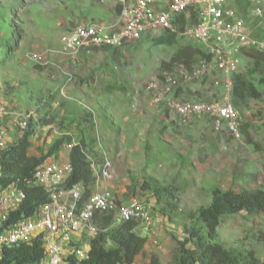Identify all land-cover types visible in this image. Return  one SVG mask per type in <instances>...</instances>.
Masks as SVG:
<instances>
[{"label":"rangeland","instance_id":"1","mask_svg":"<svg viewBox=\"0 0 264 264\" xmlns=\"http://www.w3.org/2000/svg\"><path fill=\"white\" fill-rule=\"evenodd\" d=\"M236 1L250 34L264 38V7L263 17H255L251 0ZM118 2L0 0V48L4 40L20 33L14 55L6 62L0 57V111L6 112L0 124L7 127L9 146L25 132L14 119L30 113L28 128L34 131L30 154L43 156L56 140L68 135L73 146L84 139L95 157V113L101 146L112 162L111 185L119 202L137 197L156 213L161 207L151 191L142 190L144 180L149 177L178 187L176 216L171 220L162 215L147 240L146 252L133 263L150 264L156 255L159 264H174L179 242L188 236L186 228L196 224L191 214L210 204L213 189H264V65L253 69V59L245 51L240 71L262 94L236 103L242 126L250 124V140L244 131L236 140L216 130L205 116L181 124L170 105L174 98L214 101L225 91L217 73L172 88L163 100L146 91L148 82L171 69L164 64L179 46L197 47L187 36L176 37V43L169 45L164 41L167 33H157L121 49L83 51L76 60L60 52V37L70 27L115 24ZM73 146L63 144L58 158L66 160ZM215 242L237 252L254 250L264 262V212L222 216Z\"/></svg>","mask_w":264,"mask_h":264},{"label":"built area","instance_id":"2","mask_svg":"<svg viewBox=\"0 0 264 264\" xmlns=\"http://www.w3.org/2000/svg\"><path fill=\"white\" fill-rule=\"evenodd\" d=\"M251 2L253 15L263 17L264 0ZM118 3L120 11L115 24L104 26L91 22L70 27L60 37V52L76 60L83 51L121 49L137 38L157 33L187 36L203 54L199 56V64L192 69L172 66L160 78L148 82L146 91L154 92L157 100H163L172 88L217 73L225 85L219 100H189L180 96L170 105L181 124L205 116L211 119L216 130L225 131L236 140L241 139L243 124L239 110L232 102V78L243 66L245 51L254 49L264 53V38L250 34L237 1L119 0ZM219 82L217 80L216 84ZM5 113V109H1L0 116ZM261 117L264 119V108ZM30 118V113L20 114L14 122L26 130ZM7 139V127L5 123L0 124V149L7 147ZM97 140L102 151L100 160L88 154L87 149L78 143L95 173L93 187L80 183L68 185L73 170L70 161H45L36 167L33 181L46 191L48 202L35 214L7 225L10 213L22 204L26 194L14 184L0 188V260L4 248L36 238L42 240L46 250L41 264H67L70 256L86 258L90 246L83 241L99 233L96 215L101 212H114L118 223L135 221L139 232L147 236L154 234L155 225L162 216L137 197L127 203H118L111 185L112 162L101 147L99 134ZM73 143L68 144V148Z\"/></svg>","mask_w":264,"mask_h":264},{"label":"trees","instance_id":"3","mask_svg":"<svg viewBox=\"0 0 264 264\" xmlns=\"http://www.w3.org/2000/svg\"><path fill=\"white\" fill-rule=\"evenodd\" d=\"M119 11L120 8L117 6V12ZM176 37L175 34L167 33L164 41L174 45L177 41ZM4 41L5 46L0 48L2 62H6L18 50L20 33L17 32V37L11 36ZM246 54L253 59V69L264 65L263 52L251 49L247 50ZM200 55L203 54L199 48L181 45L164 66L170 69L172 66L182 65L186 69H192L196 57ZM232 80L231 97L236 107V103L246 101L251 96L256 98L262 96L245 73L241 71L236 73ZM51 121L48 120L46 123ZM249 127L250 124L246 123L242 126V131L250 140ZM33 135L34 131L28 128L17 141L0 149V188L14 184L26 194L22 204L10 213L6 225L35 214L48 202L46 191L34 184L35 169L52 156L58 158L63 144L72 142V137L66 135L56 140L45 155L34 156L30 154ZM82 143L88 146L84 139ZM96 156L99 157V155ZM68 159L73 168L68 185L81 183L86 187L92 186L95 175L86 154L82 152L79 145L73 146ZM141 188L153 193L161 207L159 212L171 220L174 219L179 209L176 197L178 187L172 184L162 185L157 180L147 177ZM89 192L90 190L87 191V195ZM241 211L251 215L264 212V189L239 191L213 189L210 204L200 207L196 213L191 214L196 224L186 228L188 236L184 241L179 242L173 259L174 264H264L254 250L237 252L215 242L222 216ZM96 222L100 231L96 237L90 239L89 255L82 259L70 256L67 264H133L139 255L146 252L148 238L135 231L137 227L135 221H125L115 225L113 213H103L97 215ZM109 242L114 245L108 247ZM45 253L42 240L36 238L30 242L4 248L0 264H41ZM150 264H159L156 255L151 257Z\"/></svg>","mask_w":264,"mask_h":264},{"label":"clouds","instance_id":"4","mask_svg":"<svg viewBox=\"0 0 264 264\" xmlns=\"http://www.w3.org/2000/svg\"><path fill=\"white\" fill-rule=\"evenodd\" d=\"M93 121H94V123H95V141H96V146H95V148H94V153L96 154V155H99V157H97V156H95V155H93V156H95L98 160H100L101 159V154H102V151H101V149L99 148V145H98V140H97V135L99 134L100 135V139H101V134H100V132H99V124H98V121H97V116H96V114L94 113L93 114ZM97 125H98V128H97ZM28 129V128H27ZM26 129V130H27ZM25 130V131H26ZM74 140L72 139V142H73ZM71 142V143H72ZM80 144H82L83 145V143H82V141L80 142ZM86 149H87V153L89 154V151H88V147H87V145H83ZM102 147V146H101ZM103 149V148H102ZM103 151H104V149H103ZM70 152V151H69ZM84 153V152H83ZM104 153L106 154V152L104 151ZM107 155V154H106ZM87 156V155H86ZM87 160H88V157H87ZM47 161H50V160H48L47 159ZM53 161H60L59 160V158H57L56 160H53ZM69 161V160H68ZM89 162V161H88ZM90 168H91V166H90ZM92 169V168H91ZM93 171V170H92ZM94 172V171H93ZM72 174V173H71ZM94 175H95V173H94ZM95 181H96V176H95ZM95 183V182H94ZM81 184V183H80ZM75 185V184H74ZM83 185V184H82ZM94 185V184H93ZM93 185L92 186H89V187H93ZM114 195H115V192H114ZM115 198H116V196H115ZM140 199V198H139ZM144 202H145V200H144ZM118 203H122V202H119V200H118ZM153 209V208H152ZM153 211H154V209H153ZM155 212V211H154ZM103 213H113V215L115 216V214H114V212H103ZM102 212L101 213H98L97 215H99V214H103ZM161 214V216L163 215L161 212H158V211H156V214ZM97 215H96V218H97ZM164 216V215H163ZM97 223V222H96ZM120 223H122V222H120ZM159 223V222H158ZM157 223V224H158ZM114 224L115 225H117V224H119L117 221H116V219H115V217H114ZM156 226V225H155ZM99 227V226H98ZM138 234H140V235H143V236H146L147 238H149L150 236H147V235H145V234H143V233H141V232H139L138 230H137V228H136V230H135Z\"/></svg>","mask_w":264,"mask_h":264},{"label":"crops","instance_id":"5","mask_svg":"<svg viewBox=\"0 0 264 264\" xmlns=\"http://www.w3.org/2000/svg\"><path fill=\"white\" fill-rule=\"evenodd\" d=\"M225 132V131H224ZM226 133V132H225ZM227 134V133H226ZM52 157H50L48 160H51V161H53L52 159H51ZM69 151L67 152V157H66V160H62L61 158L59 159L60 161H68L69 159ZM97 236V235H96ZM96 236H94V237H96ZM94 237H92V238H94ZM92 238H84V243H87L89 246H90V239H92ZM89 252H90V250H89ZM89 252H88V255H89ZM87 255V256H88Z\"/></svg>","mask_w":264,"mask_h":264}]
</instances>
